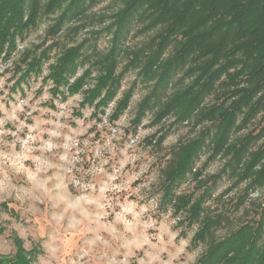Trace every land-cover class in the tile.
<instances>
[{"label": "clouds", "instance_id": "1", "mask_svg": "<svg viewBox=\"0 0 264 264\" xmlns=\"http://www.w3.org/2000/svg\"><path fill=\"white\" fill-rule=\"evenodd\" d=\"M243 2L0 22V264H264V0L217 52Z\"/></svg>", "mask_w": 264, "mask_h": 264}, {"label": "trees", "instance_id": "2", "mask_svg": "<svg viewBox=\"0 0 264 264\" xmlns=\"http://www.w3.org/2000/svg\"><path fill=\"white\" fill-rule=\"evenodd\" d=\"M26 2L27 0H5L6 6L0 7V22L7 20L9 24L15 23L20 17H22ZM144 2H147V0H134V4ZM176 2L177 0H158L160 15L166 16L172 10ZM204 3L205 0H185L184 10L175 21L174 31H178L186 22H189L196 14L197 10L201 9ZM207 3L208 8L206 15L203 16L200 21H197V23H203L211 17L221 15L226 6L229 3H233V0H207ZM256 5L257 0H245V2L238 4L236 14L233 17V22H230L225 36L217 46V52H222L227 44L232 41L234 35L240 34V32L246 27L253 14L257 12ZM257 19L264 20V15L257 16ZM218 31L219 28H216L213 32L197 34L189 41V46L186 51L190 52L195 48L206 46Z\"/></svg>", "mask_w": 264, "mask_h": 264}]
</instances>
